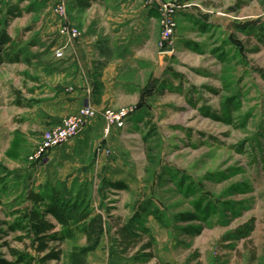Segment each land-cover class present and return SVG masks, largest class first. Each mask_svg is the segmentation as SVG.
<instances>
[{"label":"rangeland","instance_id":"obj_1","mask_svg":"<svg viewBox=\"0 0 264 264\" xmlns=\"http://www.w3.org/2000/svg\"><path fill=\"white\" fill-rule=\"evenodd\" d=\"M42 3L0 0V20L6 18L7 33L15 43L11 50L0 45V128L13 127L12 140L7 144L11 136L7 133L3 141L7 147L0 149V256L8 260L13 259L10 248L36 255L28 246L29 238L9 228L16 222V215L10 213L23 203L27 187H13L15 177L4 176L2 171H10L8 166L16 162H28L41 135L51 129L34 136L24 126L26 110L20 105L28 76L40 70L42 54L53 53L46 47L52 35L39 22ZM185 3L220 13V51L213 53L209 46L201 55L180 54L183 64L177 69L183 82L176 81V90L160 95L150 120L144 125L126 121L119 131L105 123L103 132L68 161L72 165L111 164L112 173L57 181L75 191L86 186L92 212L104 218L105 246H112L117 217L132 216L139 205L147 209L145 225L158 239L156 257L129 264L163 260L170 264H264V0H211L206 6L199 1ZM10 9L20 14L9 16ZM65 11L68 15L67 0ZM174 20L171 41L175 51L176 16ZM164 32L159 16L157 49ZM17 47L22 49L19 59L23 60L12 59ZM112 180L125 188L110 187L107 182ZM156 207L165 224L150 214ZM181 211L197 213L199 219L190 224L177 222L174 215ZM188 226L189 232L183 228ZM242 227L248 231L245 236L237 232ZM75 244H83L82 235L64 241L58 264L66 261Z\"/></svg>","mask_w":264,"mask_h":264},{"label":"crops","instance_id":"obj_2","mask_svg":"<svg viewBox=\"0 0 264 264\" xmlns=\"http://www.w3.org/2000/svg\"><path fill=\"white\" fill-rule=\"evenodd\" d=\"M36 1L39 4L42 0ZM189 1H199L206 6L211 0ZM42 5L39 22L43 31L52 35L46 47L49 53H53L42 54V66L35 74L31 73V77L28 76L25 98L20 100V105L26 110L27 124L24 126L34 136L57 125L63 117L85 105L98 110L135 105L127 122L144 125L150 120L148 116L153 115L160 95L170 89L176 90L177 82H183L184 76L177 69L183 64L180 54L201 55L209 46L210 51L217 53L223 42L219 32L223 29L220 13H209L190 3H185L176 14L175 51L169 55H162L157 49V7L147 6L144 0H67L68 21L80 30L79 37L75 39L59 33L61 20L52 10V1L43 0ZM62 45L65 46L64 55L57 58L54 50ZM177 89L181 90L182 86ZM104 128L103 119L96 117L77 136L53 148L39 169L26 159L8 168L12 174L24 177L21 186L34 191L57 180H72L83 174L112 173L111 164H68L80 153L82 146L89 144ZM120 129L112 126V130ZM7 133L11 134L7 141L12 140L13 127L0 128V149L9 143L4 146ZM107 234L104 224L100 242L87 252L85 264H129L137 261L134 252L111 253V247L104 245ZM150 235L154 238L155 258L154 248L158 239L154 232ZM162 262L171 263L163 260L159 264Z\"/></svg>","mask_w":264,"mask_h":264},{"label":"trees","instance_id":"obj_3","mask_svg":"<svg viewBox=\"0 0 264 264\" xmlns=\"http://www.w3.org/2000/svg\"><path fill=\"white\" fill-rule=\"evenodd\" d=\"M85 4L88 3L85 2ZM11 14L18 16L20 13L16 9H10L8 15ZM6 23V18L3 21L0 20V45H6L11 50L15 43L7 33ZM13 49L12 59L23 60L19 59L23 54L22 49L20 47ZM2 173L4 176L13 175L16 179L13 187L20 189L24 178L22 175L12 174L13 172L7 169H3ZM107 184L113 188H125L119 182L110 181ZM24 190L23 203L10 213L16 215V222L9 225V228L11 231L21 230L29 238L28 246L36 255L10 248L13 259L8 260L0 256V264H34L35 261L39 264H47L52 260L58 264L62 261V244L65 240L75 239L78 234L84 237L85 242L73 245L67 254L66 261L62 264H85L87 252L99 244L100 235L104 229L103 216L91 210L86 186H79L75 191L72 187H67L64 182L56 181L40 187L38 191L27 188ZM139 206L132 216L124 220L117 217L111 253L134 252L135 260H146L153 256L154 238L148 234L149 229L145 226L143 216L147 209ZM150 214L158 223L165 224L158 207L154 208ZM174 218L177 222L190 224L198 220L199 215L190 211H181L175 214ZM249 226L250 229L251 225ZM183 228L188 232L190 230L189 226ZM237 232L245 236L248 231L242 227Z\"/></svg>","mask_w":264,"mask_h":264},{"label":"built area","instance_id":"obj_4","mask_svg":"<svg viewBox=\"0 0 264 264\" xmlns=\"http://www.w3.org/2000/svg\"><path fill=\"white\" fill-rule=\"evenodd\" d=\"M51 1L53 12L61 20L59 33L67 35L71 39L79 37L80 30L72 27L68 21V15L65 11L66 0ZM145 3L147 6L157 7L159 16L165 26V32L162 35L158 49L159 53L162 55L173 54L174 44L171 39L175 30L174 16L185 6V0H145ZM64 48L63 45L56 48L54 56L57 58L63 57ZM131 113L132 109L122 108L118 111H112L111 109L98 110L91 105L82 106L76 112L63 117L57 125L41 135V139L29 156V161L40 168L45 157L53 148L61 146L77 136L96 117H101L106 124L120 128L124 126Z\"/></svg>","mask_w":264,"mask_h":264}]
</instances>
